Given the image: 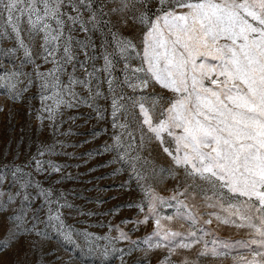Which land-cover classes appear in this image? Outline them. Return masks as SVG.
<instances>
[{"label":"snow or ice","instance_id":"snow-or-ice-1","mask_svg":"<svg viewBox=\"0 0 264 264\" xmlns=\"http://www.w3.org/2000/svg\"><path fill=\"white\" fill-rule=\"evenodd\" d=\"M97 34L101 48L111 36L123 79L114 75L120 61L108 53L103 68H95ZM0 56L20 60L0 74L6 85L0 114L14 133L0 149V264H66L62 247H79V235L93 238L67 227L61 210L97 215L69 195L103 204L107 189L96 186L95 197L56 189L85 175L71 167L107 169L96 179H118L117 190L131 197L99 215L137 210L119 224L109 221L96 238L105 245L90 251L102 264H224L238 248L249 255H232L231 264H264V0H0ZM41 63L51 67L41 71ZM23 65L32 72L21 71ZM100 71L106 94L99 83L94 87ZM36 95L41 107L34 110ZM102 97L108 107L99 105ZM81 105L96 121L86 133L54 122L62 108ZM109 122L111 135L102 127ZM47 130L59 133L56 143H48ZM71 136L84 138L61 139ZM133 144L138 152L155 151L162 163L150 174L138 168L141 156L129 154ZM69 147L85 150L77 155ZM60 154L82 163L52 159ZM41 176L51 181L47 187ZM165 207L175 211L161 215ZM148 225L150 233L133 239ZM224 228L247 230L249 239L221 237Z\"/></svg>","mask_w":264,"mask_h":264},{"label":"rangeland","instance_id":"rangeland-1","mask_svg":"<svg viewBox=\"0 0 264 264\" xmlns=\"http://www.w3.org/2000/svg\"><path fill=\"white\" fill-rule=\"evenodd\" d=\"M76 37H80L81 34L79 32L75 33ZM93 40L96 44V49L94 52V55L96 56V60L94 62V66L97 69H102L104 65L103 61V54L108 53L110 54L114 61H120L119 56L115 53L113 45L110 43L111 36H107L104 38V46L101 48V37L97 34L93 36ZM75 50V49H74ZM77 51V59H76V74L77 76H82V70L79 67L80 61L83 59V56ZM138 63V61L136 62ZM16 64L17 66H20V60L15 57H3L0 56V74L4 72L6 69H11L12 65ZM51 67L50 64H43L41 63V71L47 70V68ZM93 64L92 62H89L88 68L89 71L92 70ZM122 68V61L118 62L116 64V72L114 75H120V78L123 79V76L120 74V69ZM72 69L71 67L68 68V71L70 72ZM21 71L23 72H32V67L30 65H23L21 66ZM104 72L100 71L98 73L97 80L94 81V87L96 83H99L100 90L102 93H107V84L104 82ZM62 80L65 82L67 81V76L62 75ZM6 90V85L3 83V81H0V100L4 98L3 94ZM75 90L80 93L83 92V89L77 85L75 87ZM31 93H38V89L36 87H32L30 89ZM86 94V93H85ZM34 110L39 109L41 107L39 95H36V97L32 101ZM47 103L51 104L52 101H48ZM109 101L105 100L103 97L99 100V105L101 107H108ZM89 109L85 105H81L78 108H62L61 113L56 117L55 123L58 124L59 128H61L63 131L67 132L69 130V127L71 125V130L73 132H80V133H86L89 129L94 127L96 125V121L92 118H89ZM45 117L47 116V113L44 114ZM69 116H75L76 120L73 123L72 121H69ZM63 121L62 123L60 121ZM14 124L18 125V120L13 122ZM48 121L45 120V127L47 128ZM102 127H107L108 134L111 135L112 128L110 122L106 125H102ZM16 132L19 131V127L17 126L15 129ZM14 135L12 131L9 130L8 127V121L4 117V115L0 114V149L4 148L6 146V142L8 139H11V137ZM45 137H48V143L54 144L57 141V138L59 137V133H57L56 136L50 135V130L45 131ZM83 136H71V137H61V139H66L67 143L74 144L77 141L83 139ZM108 137L105 136V139ZM138 140V136H137ZM15 147V145H13ZM86 147H92V145H88ZM85 149L84 148H76L73 149L71 147L67 148L66 151L72 152L75 151L77 155H81ZM27 151V148L24 150ZM32 151L35 152V147L32 148ZM62 150L57 146V152L62 153ZM131 156H135L139 154L141 156V159L136 161L137 167L145 171L146 173H151L154 169H157L158 166L162 163V158L158 153L153 151L151 154H149L147 151L144 152H138L136 145L133 144L132 149L129 153ZM25 157L22 155L21 160H23ZM56 162L59 163H67V164H75V163H82L80 160H74L70 159L62 154L55 155L52 157ZM101 158H97V160L90 161L89 166L97 163ZM69 171L73 174H76L78 171L81 173H85V175L80 180H71V181H64L63 184L54 185V187L60 191L64 190H75L76 192H82L83 195H88L91 197H95L97 195V192L94 190L96 186H99L101 189H107V191L102 192L101 195L103 196L105 203L103 204H91L88 203L79 197H72L69 195V199H75V202L78 205H81L86 210H94L97 215L94 216H80L75 211H70L68 209H62V219L64 220V223L67 227H70L73 232L75 233H81L82 231H86L88 233H91L93 238L91 240H87L84 238L83 235H79L75 237L77 239V243L79 244V247L73 246L71 244L65 245L61 248L59 255L62 257V259L66 262V264H102L101 259L97 256L96 251H90V248L93 249H102L105 245V241L103 239H96L97 237H103L108 232V222L111 221L113 224H119V222L126 218V217H133L136 215V209H128L123 208L121 209L118 214L116 215H99V213H107L109 209H111L114 205L122 204L123 202L131 199V197L124 195L122 192H119L117 190V184L119 183V180H114L111 177L107 179H99L97 180V176H107V169H100L98 168L95 173H88L87 167H81L79 170H77L75 167L69 168ZM38 179L42 180L44 183V186L47 187L51 181L47 180L45 177H38ZM55 177H53V180ZM86 181H91V183H85ZM158 192H160L162 195H167L168 193L164 191V185H153ZM171 187V184L168 185ZM84 189H93L91 192H86ZM143 194L137 192L136 198L140 199L142 198ZM111 197H115V199H112ZM146 210V207H145ZM175 211L174 208H168L165 207L160 210L161 215H171ZM219 211V209H217ZM172 226L174 228H178L180 221H173L171 222ZM121 227H125V230H128V228L131 227V225L124 226L121 225ZM153 225L148 226H141L140 229L133 233V239H136L137 237L143 239L147 233H150L152 230ZM115 235V232L112 233ZM221 237L231 236L233 239H249V235L247 234V230H236L234 228L228 229L224 228L221 229V231L218 233ZM255 247V245H253ZM232 255L236 256H248V252L246 249L238 248L236 249ZM232 255L228 257V259L224 262V264H231L232 261ZM109 264H119L118 260H110ZM210 264H215V262H212L210 259Z\"/></svg>","mask_w":264,"mask_h":264}]
</instances>
